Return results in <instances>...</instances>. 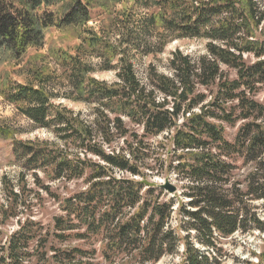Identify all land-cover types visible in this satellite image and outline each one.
Masks as SVG:
<instances>
[{
  "label": "trees",
  "instance_id": "obj_1",
  "mask_svg": "<svg viewBox=\"0 0 264 264\" xmlns=\"http://www.w3.org/2000/svg\"><path fill=\"white\" fill-rule=\"evenodd\" d=\"M91 2L0 0V62L43 47L49 28H78L80 37L73 54L57 55L60 73L35 68L24 83L0 84L3 101L54 138L16 139L20 131L0 122V138L11 141L20 164L18 190L3 179L0 226L31 192L27 175L50 195L40 173L86 185L64 198L51 234L21 222L1 246L0 264L31 256L36 264H92L97 255L56 247L50 237L98 241L107 264L155 263L165 255L180 264H220V239L264 231L252 207L264 201V103L254 98L264 90V0H133L97 32L86 27ZM181 39L204 42L203 52L176 49L166 72L149 65L138 77V61ZM95 71L113 72L114 81L98 80ZM59 99L82 103L89 114ZM238 122L227 140L223 125ZM154 177H173L176 202L160 201ZM256 264H264V251Z\"/></svg>",
  "mask_w": 264,
  "mask_h": 264
},
{
  "label": "rangeland",
  "instance_id": "obj_2",
  "mask_svg": "<svg viewBox=\"0 0 264 264\" xmlns=\"http://www.w3.org/2000/svg\"><path fill=\"white\" fill-rule=\"evenodd\" d=\"M133 0H92L91 2V15L92 19L86 24L87 28L93 29L97 32L100 28H106L110 23L112 15L117 13L124 7H130ZM115 15V14H114ZM263 32L259 35L260 39L264 40V27ZM80 43L79 29H56L49 28L45 33L44 45L40 49L30 48L23 56L18 59H10L0 62V84L8 81L24 83L32 79L31 73L35 68H43L45 70H54L57 73V55L63 53L73 54L76 46ZM179 49L183 53L197 55L201 54L204 49V42L200 40L181 39L170 42L166 45L163 52L156 55L144 57L138 61L135 68L137 75L143 79L146 68L151 65L154 66L159 72H166L167 61L171 53ZM98 80H104L108 83L114 81V73L109 71H95L93 74ZM255 100L264 103V90H260ZM56 103H61L68 109L74 112L80 111L82 114H89L88 107L79 102H73L67 99H59ZM0 122L8 124L16 131H20L15 135L16 139L32 140V141H52L54 138L52 134L43 129H35L31 126L30 122L19 115L16 109L3 101L0 96ZM240 123L235 126L223 125L224 137L232 141L237 128ZM19 163L14 159L11 153V141L8 139L0 138V207L7 205L6 189L4 188L3 179L11 181L14 184V190H18L16 183L18 182V175L20 172ZM43 183L49 186V193L40 191L33 184V179L30 175L25 178L27 187L31 189L23 195L19 202L14 205V215L5 220V224L0 226V255L2 254L1 246L6 242L7 237L15 231L19 224L27 219L38 223L40 231L45 233L52 232L53 219L57 215H61L60 205L64 198L84 190L86 185L83 179L65 182V181H49L42 173L39 174ZM170 181L177 187L175 193H168L161 187L160 201L167 202L173 199L175 202L180 194V189L177 186L173 177L161 178L154 177L151 182L162 185L164 181ZM25 199V200H24ZM24 203V204H23ZM253 210L257 216L264 222V201L252 202ZM5 219V218H4ZM177 221H171L174 225ZM220 247L218 248L217 260L220 264H256L258 262V255L264 251V231L253 230L249 233L236 232L229 237L220 239ZM49 243L56 247L67 248L70 246L79 247L88 251L95 249L97 255L92 260V264H107L104 259L100 257V242L93 239L89 241H80L76 239H68L64 244L58 243L53 237L49 238ZM34 241L32 242V246ZM41 251V250H40ZM32 255V254H31ZM37 257L31 258L24 264H36ZM181 259L178 256L165 255L155 263L147 264H180Z\"/></svg>",
  "mask_w": 264,
  "mask_h": 264
},
{
  "label": "water",
  "instance_id": "obj_3",
  "mask_svg": "<svg viewBox=\"0 0 264 264\" xmlns=\"http://www.w3.org/2000/svg\"><path fill=\"white\" fill-rule=\"evenodd\" d=\"M162 188H164L168 193L172 194L175 193L177 191V187L176 185H174L172 182L170 181H164L162 183V185H160Z\"/></svg>",
  "mask_w": 264,
  "mask_h": 264
}]
</instances>
